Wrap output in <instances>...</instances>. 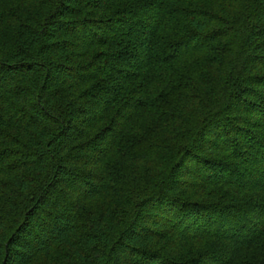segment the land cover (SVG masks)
Returning <instances> with one entry per match:
<instances>
[{
  "label": "trees",
  "instance_id": "16d2710c",
  "mask_svg": "<svg viewBox=\"0 0 264 264\" xmlns=\"http://www.w3.org/2000/svg\"><path fill=\"white\" fill-rule=\"evenodd\" d=\"M0 264H264V0H0Z\"/></svg>",
  "mask_w": 264,
  "mask_h": 264
}]
</instances>
